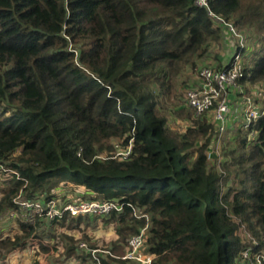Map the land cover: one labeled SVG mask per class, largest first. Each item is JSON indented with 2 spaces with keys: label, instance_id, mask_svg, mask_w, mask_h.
Returning <instances> with one entry per match:
<instances>
[{
  "label": "trees",
  "instance_id": "trees-1",
  "mask_svg": "<svg viewBox=\"0 0 264 264\" xmlns=\"http://www.w3.org/2000/svg\"><path fill=\"white\" fill-rule=\"evenodd\" d=\"M219 18L258 47L236 40L211 67H226L241 51L238 83L261 95L264 108V52L255 59L264 48V0H0V164L9 171L0 170L8 183L0 216L17 211L16 227L0 230L1 258L29 247L85 264L88 250L99 248L103 264H127L128 238L146 227L153 264H243L257 256L264 264V114L233 131L221 171L206 154L215 123L189 107L178 114L191 124L171 131L158 99L230 39ZM129 144L127 157L116 155ZM231 170L244 176L239 186L251 182L249 193L222 190ZM68 184L82 199L121 207L90 217L113 227L105 245L84 233L81 223L90 221L68 215L56 226L83 234L51 232L53 245H44L43 215L26 220L15 203L19 194L47 200ZM238 217L254 240L240 234ZM47 225L55 231V222Z\"/></svg>",
  "mask_w": 264,
  "mask_h": 264
},
{
  "label": "built area",
  "instance_id": "built-area-1",
  "mask_svg": "<svg viewBox=\"0 0 264 264\" xmlns=\"http://www.w3.org/2000/svg\"><path fill=\"white\" fill-rule=\"evenodd\" d=\"M199 4L206 6L207 0H199ZM219 20L223 22L225 29L229 31L235 41H238V45L240 47L245 46L246 42L244 36L240 34L230 22H226L222 18H219ZM242 55L243 53L241 51L235 50L230 57L228 65L222 69L201 65L202 67L200 66L199 68V79H201V81L197 83V86L188 88L184 93L186 105L193 108L196 115L211 113L212 120L215 123L216 135L214 142L207 150L206 154L208 159H212L216 156L215 154H218L220 149L219 144L223 140L224 134L229 133L228 124L230 122L231 94L239 96L241 100L240 112L242 123L240 125L243 128H248L251 122L264 114V108L260 98L261 95H259V97H253L245 94L243 88H241L238 83V79L242 76ZM254 134V132L250 133L252 137ZM212 145H214V147ZM130 150L131 145L129 144L126 148L118 149L116 155L125 158L130 154ZM215 158H217V156ZM0 170L5 173L4 175H7L9 172L8 169L3 168L1 164ZM15 203L20 207V210L24 211L23 216L26 220L33 214L43 215L46 221L55 222L53 226L54 230L57 228L56 223L65 215L74 218L80 216L82 218H100L112 209H121V207L113 201L87 200L78 196H68L67 198L66 195H56L47 200L41 197L39 199L30 200L19 194L15 198ZM16 215L17 211L15 209H9L5 216H0V220L5 222L8 218L12 219ZM2 227L3 225H0V230H2ZM146 237V227L142 228L137 234L129 237L121 259L125 260L127 264H153L155 255L146 251ZM78 247L80 249L86 248V242L80 241ZM88 252L90 253V257L86 260L85 264H103L99 254L105 252V250L91 248ZM242 255L244 259H246L249 255L248 250L246 251V249H244ZM258 258L259 256L256 257L255 263L245 260L243 264H261Z\"/></svg>",
  "mask_w": 264,
  "mask_h": 264
},
{
  "label": "rangeland",
  "instance_id": "rangeland-1",
  "mask_svg": "<svg viewBox=\"0 0 264 264\" xmlns=\"http://www.w3.org/2000/svg\"><path fill=\"white\" fill-rule=\"evenodd\" d=\"M229 36H230V39L225 41L227 44H225L223 42V43H221V44H219L217 46H212L207 51L206 55L208 57L205 59V61H203V62L199 61V63L202 64V66H205V65L213 66V64L215 63V61H214L215 54H219L220 52L228 51L231 48V46H233L235 40L232 37V35H229ZM253 42L254 41H253V36H252L250 38V40L246 41L247 48L249 50V45H251L253 50L257 51L258 43H256L254 45ZM225 46H227L226 49H224ZM263 52H264V48H262V50H260L256 54L255 59H257ZM227 58H228V55H227V57L225 59L227 60ZM199 72H200L199 69L195 70V69H190L189 67L186 68V70H184L172 82V87L169 89V93L162 94V95L158 96L161 112H163L166 115V117H167V125H168V127H169V129L171 131L181 133V132H183L185 130L186 126L191 124V121L185 120V118L180 116L178 113L180 111H182V110H186V109L189 108L186 105L184 93H185V90L187 88L193 87V86H197V83H199L201 81V79H199ZM206 114H207L209 120H211L213 122L211 113H206ZM239 114L241 115V112ZM237 116H238V113H237ZM241 123H242V118L240 119V121H238L239 125ZM237 127L238 126H236V128ZM226 134H224L223 140L219 144L220 149H219L218 154H215L217 156V158H215L216 156L215 157L212 156L213 158L209 159V161L211 163L215 162L216 168L218 170H221V171H222V168H221V165H220V162H221L220 158L224 157V158H221V160L223 162L224 160H227L229 157H231V156H226V155L224 156L223 155L224 152L230 148V144L229 143H231V141H229V140H232V139H230V137H227ZM234 134H235V132H234ZM237 135H238V132H237ZM240 137L241 136H238L239 139H240ZM117 143L118 142H116L115 146L117 145ZM232 143H235V142H232ZM212 146L214 147V145H212ZM237 172H233L231 170V173H230L229 177L227 178V181L223 182V184H222L223 185L222 190L225 192L227 190L228 186L233 185V186H237L239 188H242L245 193H249L251 191V188H250L251 187V182L247 179L246 181H241V186H239L238 183H240L241 178H243L244 176L239 175ZM2 180H3V178L0 177V189L6 187L8 185L7 181L5 183H3ZM64 186H61L58 189V192H61V191L65 190L67 198H68V196L71 197L72 195L79 196L78 193H83V191L79 192L80 189H78L77 187H72L71 184L64 185ZM240 198H242V200H243V196H241ZM16 217H17V215L14 218H12V219L8 218V220H5V222L0 220L1 221L0 225L1 226L3 225L2 233H5V232L9 231L13 226L16 227V221H15ZM83 219L85 221H91V219L87 218V217H83ZM238 221L240 223V226L238 228L239 232L245 238V240H254V238H255L254 234L252 233L251 230L248 229L247 224L245 222H243L242 219H240V217H238ZM81 224H82V226H84V229H83L84 233L87 236L90 237L91 241L97 240L99 245H105L110 239H112V236H113V233H114L113 227L112 226H106L105 224H103L100 221V219L98 220V224H100V225H94V223L92 224L91 222H88V225H85L83 222ZM49 229L50 228H47V230L45 231V233H47V235L49 237L51 235L50 234L51 232L58 233L59 229H61L65 234L73 235L74 237H79V236H81L83 234V233L81 234L79 230L73 229V228L70 229V228H62V227L59 228V227H57L55 229V231H49ZM65 239L66 238L63 235V241ZM49 243H52L50 245V246H52L53 245V239H52V241H49ZM59 247L62 249V243H60ZM34 249L35 248H30L29 249V247H26L25 251L12 254L11 260L14 259V262H16L15 264H18L19 263L18 262L19 258L21 256L22 261L19 264H35V260L37 258H39L40 257L39 255H41V254H35V253H37V251L34 250ZM247 250H249V249H246V251ZM56 253H57V251H56ZM53 258H54L55 261L58 260V264H77V261L73 260V259H70V260H67L66 262H64V260H63L64 257L63 256L57 257V255H56ZM40 263L43 264L42 261H40Z\"/></svg>",
  "mask_w": 264,
  "mask_h": 264
},
{
  "label": "crops",
  "instance_id": "crops-1",
  "mask_svg": "<svg viewBox=\"0 0 264 264\" xmlns=\"http://www.w3.org/2000/svg\"><path fill=\"white\" fill-rule=\"evenodd\" d=\"M227 44V43H226ZM228 46V45H227ZM226 46V47H227ZM230 56H231V54H229V59H230ZM231 102H230V105H231V111H230V122H229V124H228V129H229V133H227L226 134V136L227 137H231V135H232V133H233V131L235 130V128H236V126H238L239 124H238V121H240V119H241V115L239 114L240 113V98H239V96H237V95H234V94H231ZM234 111V112H233ZM233 113V114H232ZM237 113H238V116H237ZM61 191V190H60ZM58 195H63V196H65L66 195V192H65V190L64 191H61V192H59V194ZM3 216H5V214L3 215ZM98 220L99 219H97V221L96 222H93L94 220H92L91 219V223L93 224L94 223V225H100V224H98ZM47 222L48 221H46V220H44L43 222H41L42 224L40 225V227L38 228V233L39 234H41L42 235V238H40V242H42L44 245H51L52 243H49V241H52V238H51V235H50V237L47 235V233H45V230H47V229H45L46 228V226H48L49 227V225H47ZM48 223H50V222H48ZM106 226H108V225H106ZM14 227V226H13ZM62 228H65V227H62ZM50 230V229H49ZM59 230H61V229H59ZM1 231H3V230H1ZM51 231V230H50ZM51 234V233H50ZM114 235V234H113ZM112 238H113V236H112ZM38 241V242H39ZM50 250V249H49ZM49 250L48 251H46V252H44V253H40L41 255H39L40 257L39 258H37L36 260L37 261H35V264H36V262H38V264H41L40 263V261H42L43 262V264H58V260L57 261H55L54 260V258L53 257H55V255L54 254H51V253H49ZM22 251H25V248H22V249H16V250H14V252H12V253H8V254H6L4 257H0V264H15L16 262H14V259H12L11 260V257H12V254H14V253H19V252H22ZM53 253V252H52ZM52 257H51V256ZM47 257V258H46ZM79 260V259H78ZM22 261V258H21V256H20V258H19V263ZM67 260H64V262H66ZM77 262H79V261H77ZM18 263V264H19Z\"/></svg>",
  "mask_w": 264,
  "mask_h": 264
}]
</instances>
